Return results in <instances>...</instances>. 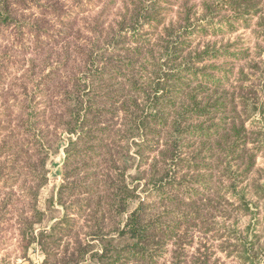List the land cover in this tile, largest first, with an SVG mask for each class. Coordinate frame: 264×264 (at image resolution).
<instances>
[{
    "label": "rangeland",
    "instance_id": "374dc122",
    "mask_svg": "<svg viewBox=\"0 0 264 264\" xmlns=\"http://www.w3.org/2000/svg\"><path fill=\"white\" fill-rule=\"evenodd\" d=\"M6 8L11 15L0 22V264H43L40 250L27 252L25 242L16 239L20 228L34 223L39 232L57 222L67 227L71 217L84 223L88 217L82 220L75 210L88 194L71 187L109 167L135 190L129 212L144 202L146 221L156 226L159 240L141 247L138 258L121 254L118 264H192L200 253L212 257L210 264L218 259L236 264L217 252L216 236H224L230 225L245 228L264 213L253 204L250 213L238 209L240 193L234 190L212 192L234 182L222 172L210 183L203 159L201 144L209 141L215 123L221 124L222 113L201 125L187 101L195 93L214 99L226 93L238 103L244 91L262 108L264 5L257 0H12ZM136 15V24H125ZM30 34L40 35L41 44H32ZM215 78L223 80L219 93L212 86ZM74 101L80 103L75 134L69 117ZM145 113L159 116L128 135L126 120ZM262 114L246 121L247 135L236 143L253 149L256 158L251 177L238 190L247 184L264 188ZM180 115L181 131L163 125ZM83 130L91 139H83L80 153L68 158L66 147ZM170 144L175 154L166 157L162 151ZM100 146L107 151L96 159ZM175 158L183 160L181 171ZM38 185L34 202L31 189ZM218 195L225 202L211 212L207 206L193 227L191 203ZM246 198L256 202L259 196L252 189ZM257 203L264 212V198ZM108 220L101 236L124 243L118 230L125 224L112 231ZM80 232L91 245L88 256L104 250L100 239L86 235L90 230ZM67 236L64 243L71 240ZM260 260L264 264V254Z\"/></svg>",
    "mask_w": 264,
    "mask_h": 264
},
{
    "label": "trees",
    "instance_id": "16d2710c",
    "mask_svg": "<svg viewBox=\"0 0 264 264\" xmlns=\"http://www.w3.org/2000/svg\"><path fill=\"white\" fill-rule=\"evenodd\" d=\"M15 1H21L22 3L28 2V0ZM232 1L235 2L237 0ZM10 3H12V0H0V22H3L10 17L11 10L6 8V4ZM257 4L264 5L259 3V0H257ZM138 17L139 16L136 15V18L133 21L134 16H132L131 21L126 20L125 24H136ZM29 36L32 40V44L33 42L35 44H41L42 41L40 35L30 34ZM94 60L95 57H93V61ZM212 86H214V90L219 93L223 87V80L215 78L213 80ZM239 95L240 102L234 103V101L230 100L226 96V93H219L215 99L213 96L205 98L203 96H199L198 93H195L193 94L191 101L187 102H189V106L191 107L190 111L194 113V119L200 120L199 124L201 125H203L204 122H209V118L212 114H217L219 111L222 113L223 121L221 124L220 122L218 124L215 123V130L213 132L211 130H209L210 132L207 131L209 132L207 134L209 141L202 142L201 144L204 147L202 150L206 151V155L203 159L205 162H208V169L206 171L207 176L210 177V183H213V181H215L222 172H225V174H230V177L234 180V182L228 186H225L227 189H218L214 184L215 188L212 192H215L216 190H234L240 193L239 195L235 193L236 196L241 200L239 206L237 207L238 209L247 208L248 213H250L249 211H253L251 210V204H253L255 206L254 209H256V212L264 213L260 210V203H257L259 199L264 198V188L261 185L252 186V184H247L238 190V185L240 182L251 177V168L254 165L256 158L253 149L247 148L245 146L239 147V144H236L239 140L243 139L245 135H247V128L245 124L253 114L258 112L263 113L262 116L264 122V104L259 110L258 106L252 102L251 98H253V95L251 93L243 91L239 93ZM249 95L250 97H248ZM198 97H200V100ZM212 101L214 103L209 105ZM78 104L80 103L74 101L70 106V133L73 134L78 133L79 131L77 128L80 127V124L77 127L75 124V117L78 114ZM158 116L159 115L152 117L146 113L142 116L137 114L132 119L126 120L124 125L126 128L128 127L130 129L128 135L135 134L139 129H142L143 126L150 127L151 121L149 118L152 120ZM179 117L181 119L175 118L171 120L172 123H169L165 120L163 125L165 127L172 125L175 126L178 131H181L180 127L184 115H180ZM86 122L87 120H84L85 124ZM72 125L74 126L72 127ZM85 126L87 127V125ZM80 133L81 134L78 136V139H71L69 146L66 147L68 158H73L80 153L78 151L81 150L80 146L83 142V139H91L89 138L88 131L83 130ZM126 137L127 134H124L123 138ZM95 140H97V138ZM210 140L213 141L210 142ZM102 148L103 147L100 146L95 150L96 159L101 157L103 153L102 150H105V148ZM162 154L166 157L169 155L170 157L174 156V145L170 144V146L162 151ZM174 164L179 165L177 169L180 171L184 167L182 159L177 160V158H175ZM206 171L201 172L202 174L199 172V175L206 174ZM103 172V175H99V177L97 175H93L85 178V181L83 182L84 186L82 183H74L71 187L79 188L80 194H83V191L88 194L83 205L75 210L80 216H82V220L83 215L84 219L85 217H88V220H84V223L81 224L79 219L76 217H71L72 220L67 225V227L60 226V223L57 222L49 229L44 227L39 232H36L34 223H31L30 225L28 224L24 228H20V234H17L15 237L16 239H21V243L25 242L24 247L27 252L36 249L40 250V252L45 257L43 264H118L121 254L126 253V255L129 257L138 258L141 255V247L156 244V242L159 243L157 235L155 234L156 226L149 225L151 221H146L144 202H141L140 206H137L131 213L129 212L131 203L136 199L135 190L128 184H125L119 180L122 179V177L118 178L117 176H121L122 174L116 173V167L114 169L109 167ZM40 187L41 186L38 185L35 190L31 189L34 202L35 198L38 197ZM252 189H254L255 193L259 196V199H257L256 202H252L246 198L247 193L251 192ZM209 196H207L204 200L198 198V202H194L195 204L191 203L192 217L195 218H190L193 227L195 225L196 217L202 216L203 211L207 209V206H209V212H211L212 210L216 209V206L225 202L224 196L218 195L214 197V199L209 198ZM127 213H130V215L126 220L125 215ZM106 214L108 216H106ZM107 219H109L108 225L112 228V231L125 224L124 229L118 230L120 231V236H123V238L120 237V240L124 243L116 245V243H113V239L109 241L101 236L104 225L107 224ZM207 220L209 219L207 218ZM89 221L93 222L90 226H86L85 223ZM262 223H264V217L262 218L258 216L245 228H242L239 225L234 227H231V225L227 226L225 228L226 233L224 236H216V239L220 240V248L217 252H225L226 259H230L236 264H260V258L262 254H264V227ZM209 225L207 228L211 227H209ZM85 229L90 230V232H87L86 235H91L93 238H98L104 243L103 245L105 246H103L104 250L102 252L97 251L88 256V253L91 251V245L84 243V241L79 238V234L81 233L80 231ZM66 231L68 234H66ZM187 232L184 233V236L187 234ZM66 235H68L67 239L70 238L71 240H66L64 243ZM171 235L175 237L180 236L174 231L171 232ZM71 244L73 245L72 247H70ZM211 258L212 257H210V255L204 258L200 253V257L196 258L192 264H210ZM224 263L225 262H223L221 259H218L215 264Z\"/></svg>",
    "mask_w": 264,
    "mask_h": 264
}]
</instances>
